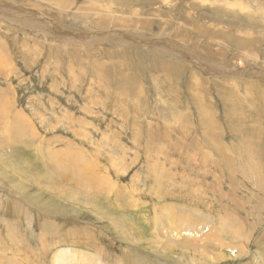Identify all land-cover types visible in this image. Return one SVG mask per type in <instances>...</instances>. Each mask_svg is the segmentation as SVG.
I'll return each instance as SVG.
<instances>
[{
	"label": "rangeland",
	"instance_id": "rangeland-1",
	"mask_svg": "<svg viewBox=\"0 0 264 264\" xmlns=\"http://www.w3.org/2000/svg\"><path fill=\"white\" fill-rule=\"evenodd\" d=\"M4 105L0 264L264 263V0H0Z\"/></svg>",
	"mask_w": 264,
	"mask_h": 264
},
{
	"label": "bare ground",
	"instance_id": "bare-ground-1",
	"mask_svg": "<svg viewBox=\"0 0 264 264\" xmlns=\"http://www.w3.org/2000/svg\"><path fill=\"white\" fill-rule=\"evenodd\" d=\"M247 9V8H246ZM248 11H251L250 9L249 10H247L246 12H248ZM260 12V11H259ZM259 12H257V13H259ZM251 13V12H250ZM255 13V12H254ZM256 14V13H255ZM258 16V15H257ZM236 20V19H235ZM252 20V19H251ZM255 20V19H254ZM260 22V21H259ZM263 23V22H262ZM181 29H179V28H177L176 27V35L177 34H179V31H180ZM181 33V32H180ZM181 35V34H180ZM178 36V35H177ZM186 36V35H185ZM179 37H182V38H184L183 36H179ZM179 43V42H178ZM182 43V42H181ZM199 43V42H198ZM249 48V47H248ZM254 53V52H253ZM189 56V55H188ZM205 59V58H204ZM193 80H196V79H193ZM0 114H1V116L4 118H6L8 115L10 116L11 115V112L8 110V108L6 107V105H4L3 106V109L0 111ZM15 117V116H14ZM17 127H18V125H17ZM180 221H184V217L183 216H181V219H180ZM161 231L164 233V231H166V238H168V236L170 237V236H172L174 233H176V234H178V237L180 238V239H182V242L180 243V247L182 248V249H191V250H194V249H196L197 247H199L200 245L201 246H210V242H207V240L206 239H204L205 240V244L203 243L204 241H203V239L202 238H195L193 235V232H195L194 230L193 231H191V230H189V229H187L186 231H184L183 232V234H181L182 232H180L179 230H177V228L176 227H174V226H171V227H168V228H163V229H161ZM185 235V236H189V238L188 237H181V235ZM196 234V233H195ZM197 235V234H196ZM157 236V235H156ZM193 238H192V237ZM191 237V238H190ZM200 237V236H199ZM174 241L175 240H172L171 239V242L170 243H174ZM243 252V251H242ZM65 251L63 250V251H56L55 253H54V255L52 256V264H61L62 263V260L64 259V256H65ZM240 254H242L241 252H239V255ZM245 254V253H244ZM92 255H94V254H92ZM91 256V255H90ZM89 255L87 256V255H84V254H77V255H70V257H71V260L75 257V261L76 260H78V259H80V260H84V264H89L90 262V260H87L88 259V257H90ZM94 257V256H93ZM161 259V258H160ZM164 260V259H163ZM9 261V260H8ZM264 261V260H263ZM83 262V261H82ZM138 262H140L139 260H137L136 261V263H138ZM165 262H166V260H165ZM165 262L163 263V264H165ZM68 263H70V262H65L64 264H68ZM93 264V263H92ZM98 264H100V263H98ZM264 264V263H263Z\"/></svg>",
	"mask_w": 264,
	"mask_h": 264
}]
</instances>
